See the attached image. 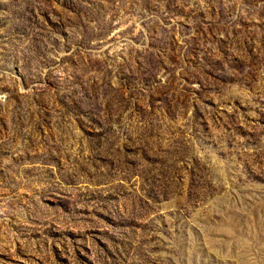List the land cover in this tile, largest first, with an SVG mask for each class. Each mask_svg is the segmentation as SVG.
I'll return each mask as SVG.
<instances>
[{"label": "rangeland", "instance_id": "rangeland-1", "mask_svg": "<svg viewBox=\"0 0 264 264\" xmlns=\"http://www.w3.org/2000/svg\"><path fill=\"white\" fill-rule=\"evenodd\" d=\"M0 264H264V0H0Z\"/></svg>", "mask_w": 264, "mask_h": 264}]
</instances>
